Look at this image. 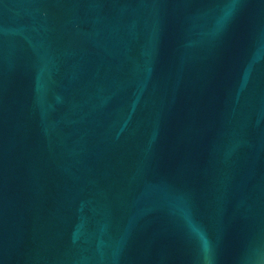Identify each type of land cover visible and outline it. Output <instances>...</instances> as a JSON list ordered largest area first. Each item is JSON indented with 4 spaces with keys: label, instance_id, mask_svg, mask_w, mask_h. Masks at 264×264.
<instances>
[{
    "label": "water",
    "instance_id": "obj_1",
    "mask_svg": "<svg viewBox=\"0 0 264 264\" xmlns=\"http://www.w3.org/2000/svg\"><path fill=\"white\" fill-rule=\"evenodd\" d=\"M0 264H264V0H0Z\"/></svg>",
    "mask_w": 264,
    "mask_h": 264
}]
</instances>
